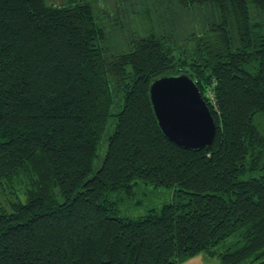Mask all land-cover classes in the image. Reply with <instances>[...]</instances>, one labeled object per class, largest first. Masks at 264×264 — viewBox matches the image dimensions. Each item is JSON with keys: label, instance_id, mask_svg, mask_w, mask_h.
Here are the masks:
<instances>
[{"label": "trees", "instance_id": "1", "mask_svg": "<svg viewBox=\"0 0 264 264\" xmlns=\"http://www.w3.org/2000/svg\"><path fill=\"white\" fill-rule=\"evenodd\" d=\"M95 2L0 0V186L25 194L0 206V264H264V0H152L137 26L106 15L119 41ZM179 72L215 121L200 149L149 101ZM146 186L171 200L119 215Z\"/></svg>", "mask_w": 264, "mask_h": 264}, {"label": "water", "instance_id": "2", "mask_svg": "<svg viewBox=\"0 0 264 264\" xmlns=\"http://www.w3.org/2000/svg\"><path fill=\"white\" fill-rule=\"evenodd\" d=\"M148 97L162 134L185 149L211 144L216 125L195 81L186 73L163 74L153 78Z\"/></svg>", "mask_w": 264, "mask_h": 264}, {"label": "rangeland", "instance_id": "3", "mask_svg": "<svg viewBox=\"0 0 264 264\" xmlns=\"http://www.w3.org/2000/svg\"><path fill=\"white\" fill-rule=\"evenodd\" d=\"M53 3H59L62 0H49ZM152 0H96L94 8L96 13L102 15L108 25V30L116 41H119V33L117 27L110 26L108 24L109 16H112V22H121L123 25L131 23L133 26L139 24L140 17H132L133 15H139V12L143 7H148L149 10L154 11L152 5L148 4ZM155 8V7H154ZM120 9V10H119ZM129 17V21H125L126 15ZM109 15V16H106ZM106 16V17H105ZM188 17H182L181 26L187 27L191 21ZM99 20V17H98ZM177 23V22H175ZM118 24V23H117ZM179 24V23H177ZM121 37V36H120ZM264 125V119L261 120ZM21 187L22 190L19 188ZM172 198V190L163 187H144V193H136L131 199L124 200L123 203L119 204V215L121 216H136L141 215L146 209L150 207L158 208L164 202H169ZM19 199L20 201L25 200V194L23 193V186L15 184L14 186L7 187L5 185L0 186V206L9 208L10 201ZM137 200L140 202L137 203ZM178 264H220L219 254H208L204 251H199L186 259L178 262Z\"/></svg>", "mask_w": 264, "mask_h": 264}, {"label": "built area", "instance_id": "4", "mask_svg": "<svg viewBox=\"0 0 264 264\" xmlns=\"http://www.w3.org/2000/svg\"><path fill=\"white\" fill-rule=\"evenodd\" d=\"M208 94H209V96L212 98V94H211L210 92H209Z\"/></svg>", "mask_w": 264, "mask_h": 264}]
</instances>
